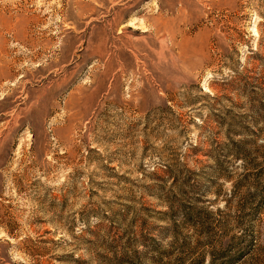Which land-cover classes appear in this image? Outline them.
Returning a JSON list of instances; mask_svg holds the SVG:
<instances>
[{"label": "rangeland", "instance_id": "1", "mask_svg": "<svg viewBox=\"0 0 264 264\" xmlns=\"http://www.w3.org/2000/svg\"><path fill=\"white\" fill-rule=\"evenodd\" d=\"M0 264H264V0H0Z\"/></svg>", "mask_w": 264, "mask_h": 264}]
</instances>
